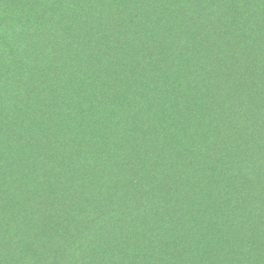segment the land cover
I'll use <instances>...</instances> for the list:
<instances>
[{"label":"trees","instance_id":"16d2710c","mask_svg":"<svg viewBox=\"0 0 264 264\" xmlns=\"http://www.w3.org/2000/svg\"><path fill=\"white\" fill-rule=\"evenodd\" d=\"M0 264H264V0H0Z\"/></svg>","mask_w":264,"mask_h":264}]
</instances>
